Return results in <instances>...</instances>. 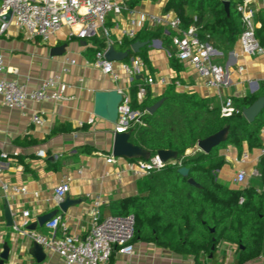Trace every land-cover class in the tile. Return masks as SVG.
Here are the masks:
<instances>
[{
    "label": "crops",
    "instance_id": "1",
    "mask_svg": "<svg viewBox=\"0 0 264 264\" xmlns=\"http://www.w3.org/2000/svg\"><path fill=\"white\" fill-rule=\"evenodd\" d=\"M125 1L133 8L134 13H124L108 19L107 24L113 37L117 38L122 35L123 30L129 29L131 19H136L139 23L138 34H152L157 29L164 31L162 35H154L152 42L146 47L145 54L149 63L145 62L139 52L131 56L141 57L146 64V75L155 77V83L150 86L152 97L162 96L176 76L180 77L179 84L176 85L178 91L196 92L218 105L228 95L237 98L254 95L264 83V55L250 56L243 53L239 38L229 48H225L226 44L222 42L215 44L219 52L216 60L226 69L220 89L208 87L200 73L188 63L179 60L176 65H181V69L177 70L172 65L168 54L170 51L164 44L163 39L168 35L166 28L152 25L143 16V13H176L166 9L169 0H140L135 5H130V0ZM241 1L237 0V3ZM252 7L255 10L257 30L262 27L264 29V0H253ZM99 39L103 37H70V28L64 27L47 42L40 39L28 40L15 24L9 28L8 35L0 36V53L5 57L6 67L10 70L17 69V72H8L6 76L17 79L28 89L38 87L44 79L55 74L60 75L69 85L68 98L65 100L38 103L29 101L27 109L23 111L0 105V162L3 169L0 173V254L4 245L7 244L10 248L9 259L4 264H63L59 255L49 248H44L47 256L41 263L30 254L33 241L14 228L15 224L22 225L23 211H30L28 225L40 215L56 211V215L67 224L70 234L84 237L90 228L94 198L100 197L106 201L101 211L104 216H108L115 215L116 209L112 205L118 200L138 194L137 181L142 177H137L127 165L132 160L116 157V162H107L108 157L113 155L115 124L95 115L94 107L96 91L115 88L129 98L132 105V88L136 86L138 89L140 82L135 81L142 78H137L130 84L118 63V81L96 68L93 62ZM63 44H66L65 53L52 56L51 49ZM115 48L128 51L120 49L118 45ZM69 59H74L75 63H70ZM36 111L45 118L43 125L32 122V115ZM261 136L264 146V134L261 133ZM40 149H45L46 157L38 155ZM246 150L250 149L244 144L243 151ZM200 151L194 146L187 149L186 156ZM2 152H7L10 157L1 158ZM220 152L226 156L225 165L231 163L236 167L240 166V155L234 144L227 145ZM250 152L252 158L248 167L257 165L258 148ZM14 153L18 155L15 156ZM221 169L216 171L217 178L225 184L228 181L230 188H237L234 181L227 178L230 173L219 178ZM68 175L72 178L68 195L77 203L63 211L58 206L54 191ZM230 175L235 178L236 174L233 171ZM4 184L26 187L27 194L17 193L11 188L5 190ZM7 207H10L13 215V226H9L5 218ZM50 234L47 229L45 235ZM57 234L62 235L63 230L59 228ZM221 245L223 244L217 246L214 261L212 255L201 254V264H234L235 246L224 257L218 255ZM134 246L132 255L115 252L111 264H198L192 255L176 252L151 241L137 239ZM244 264H264V255Z\"/></svg>",
    "mask_w": 264,
    "mask_h": 264
},
{
    "label": "trees",
    "instance_id": "2",
    "mask_svg": "<svg viewBox=\"0 0 264 264\" xmlns=\"http://www.w3.org/2000/svg\"><path fill=\"white\" fill-rule=\"evenodd\" d=\"M139 1L130 0L129 3L135 5ZM230 1V15L225 12L222 0H169L166 9L174 10L183 19L185 27L191 23L197 24L202 37L210 40L214 46L222 42L226 44L225 48H229L236 43L243 29L237 0ZM157 34L162 35L164 31L157 29L152 34L139 33L134 39L124 38L118 46L129 51L126 59H130L136 54L131 50L135 41L151 43ZM257 37L264 45L263 27L257 30ZM163 40L172 54V65L180 70L181 65H176L179 59L175 56L171 38L166 35ZM98 42V50L105 47L104 39ZM146 47L139 53L149 63ZM179 81V76L174 77L160 97H152L149 86L142 102L138 101L137 88L133 86L132 107L144 114L143 124L136 123L129 129L130 141L148 149L152 156L159 150H175L178 159L140 178L137 181L138 194L118 200L112 208L116 209L115 215L135 216L133 242L137 239L151 241L192 255L201 264V254L212 255L214 261L217 246L225 241L238 246L239 254L234 264H244L264 255V158L259 165L263 175L258 182L262 187L260 192L254 186L230 188L217 178L216 171L227 163L226 156L220 152L227 145L234 144L239 155L243 152L244 144L250 150L263 146L261 130L264 127V109L254 122L247 121L243 109L264 96V83L254 95L233 97L240 112L223 117L220 105L213 104L196 92L178 91L176 85ZM135 82L144 81L139 79ZM160 99L163 102L159 108L149 113L147 108ZM226 126H229V133L225 142L208 154L200 151L186 156L187 149ZM182 166L189 169V177H193L201 187L188 183L189 177L179 173ZM242 197L245 199L243 204L239 202Z\"/></svg>",
    "mask_w": 264,
    "mask_h": 264
},
{
    "label": "built area",
    "instance_id": "3",
    "mask_svg": "<svg viewBox=\"0 0 264 264\" xmlns=\"http://www.w3.org/2000/svg\"><path fill=\"white\" fill-rule=\"evenodd\" d=\"M253 0H242L237 5L241 14L243 29L239 36V43L243 53L256 56L264 55V45L257 37V27L254 22L255 10L252 7ZM12 16L6 20V16ZM124 13L133 14V8L129 7L125 0H0V36L8 35V30L15 24L20 31H23L28 40L40 39L47 42L51 37L64 27L70 28V37L88 39L101 36L106 42L105 47L96 51L93 65L100 69L103 74L118 81L120 73L116 68L119 64L120 70L128 77L132 84L136 77L143 76V83L138 85L137 99L142 102L148 93V87L155 83V77L146 75V64L139 56L131 57L129 60L113 61L106 57V51L110 46L122 44L124 38L134 39L138 35L139 23L131 19L130 28L122 31V35L115 38L112 36L108 26L110 15L119 16ZM152 25L163 26L171 38L175 48V56L183 63L190 64L204 78L208 87L220 89L224 83L226 69L216 62L219 52L214 44L204 39L197 24L191 23L184 26L183 19L172 12L162 14L143 13ZM74 27H77L74 29ZM209 37V35H207ZM171 57L172 54L168 52ZM75 63L74 59H69ZM242 70V68H240ZM8 72H17V69L10 70L6 67L5 57L0 53V105L12 109L25 110L28 102L58 101L68 98L67 90L69 85L64 82L60 75H51L44 79L41 84L32 89L19 82L15 78L6 76ZM179 84V82H177ZM221 115L231 117L240 112L234 103L232 95L225 96L220 103ZM144 112L134 110L129 98L123 94V100L119 106V117L115 124L114 134L126 132L132 125L143 124ZM32 122L43 125L45 118L39 112H34ZM264 134V127L261 130ZM15 156L18 153H14ZM38 155L46 157L45 149H40ZM7 152L1 153V158L8 159ZM252 153L250 150L243 151L239 156L240 166L236 169L234 183L243 187L254 186L261 191V185L253 181H261L263 175L260 170L261 159L264 158V146L258 148L257 165L248 167ZM114 155L108 157V163L116 162ZM165 162L155 154L148 161L134 159L127 165L137 177H144L154 170L161 169ZM0 162V173L2 172ZM71 176H66L54 191L55 199L60 202L70 191ZM5 190H11L27 194V188L21 186L3 185ZM245 202L242 197L239 201ZM106 201L100 197L93 199V207L90 216V228L86 236L70 234L68 227L62 218L55 215L44 224L51 234L49 236L39 233L37 230L27 229L30 211H23L24 221L22 225L15 224L14 228L21 234L29 237L44 248L54 250L62 260L63 264H111L115 252L122 255H132L135 250L134 236L136 219L133 214L108 215L102 214V206ZM63 230L62 235L57 230Z\"/></svg>",
    "mask_w": 264,
    "mask_h": 264
},
{
    "label": "water",
    "instance_id": "4",
    "mask_svg": "<svg viewBox=\"0 0 264 264\" xmlns=\"http://www.w3.org/2000/svg\"><path fill=\"white\" fill-rule=\"evenodd\" d=\"M225 12L227 15L231 13V1L230 0H222ZM12 14L9 13L5 18L9 20ZM149 41H135L132 44V50L135 53H138L141 48L148 45ZM66 51V44L53 47L51 49V55H63ZM106 57L109 60L113 61H122L128 57L129 51H119L113 45L108 48L106 51ZM143 78V76H138L136 78ZM123 100V93L115 88L110 90H98L95 93V107H94V114L98 117H101L112 124H116L119 117V106ZM163 99L157 101L154 105L147 108L149 113L155 112L159 106L162 104ZM264 109V96L259 97L256 101H254L249 107H245L243 109V115L249 122H254L257 116L261 113ZM229 133V126L224 127L222 130L218 131L210 135L207 138L201 139L197 143V147L204 153H210L214 148L218 147L221 143L227 140ZM131 131H126L122 133H115L114 134V144H113V155L115 157H124L127 159H143L148 161L152 154L151 152L140 146L132 143L130 141ZM160 159L165 162L177 161L178 159V152L175 150H159L156 153ZM179 173L184 177H189V169L185 166L179 168ZM188 183L201 187L200 183H198L193 177L188 178ZM77 203L76 200L71 199L70 195H66L65 198L58 203V206L61 210L66 211L69 206ZM57 214L56 211H52L43 215H40L38 219L29 224L27 229L29 230H38V228L43 227L44 224L51 220ZM5 218L7 220V224L9 226L14 225V219L10 207H7L5 210ZM211 231L213 232L214 229L212 228ZM215 246H213L214 249ZM30 254L36 259L37 262L41 263L45 260L47 254L44 250V247L37 242H33V246L29 250ZM10 248L6 244L4 245L3 251L0 254V264H4L5 261L9 259Z\"/></svg>",
    "mask_w": 264,
    "mask_h": 264
},
{
    "label": "rangeland",
    "instance_id": "5",
    "mask_svg": "<svg viewBox=\"0 0 264 264\" xmlns=\"http://www.w3.org/2000/svg\"><path fill=\"white\" fill-rule=\"evenodd\" d=\"M111 16H113V15H110L109 17H108V19L111 17ZM126 60H129V59H126ZM216 62L217 63H219L218 62V60H216ZM171 162H173V160L171 161ZM237 166V165H236ZM235 165H233V164H231V163H228L227 165H224L223 166V168L221 169V171H220V173H218V176H219V178H220V176H225V175H227L228 173H232L233 171H234V173L236 174V168H238V167H236ZM228 175L229 177H227L230 181H234V178H232V176L231 175ZM221 180V179H220ZM228 185H230V183L227 181L226 182ZM253 183H255V184H258V182L257 181H253ZM237 185V184H236ZM238 187H242V186H240V185H237ZM236 186V187H237ZM237 187V188H238ZM38 231L40 232V233H42V234H46L47 233V229L46 228H44V227H40L39 229H38ZM223 245H221V247H220V250H219V252H218V255H220V256H224V257H226V256H228L227 255V252H229L230 250H231V248H232V246H233V244L232 243H229V242H225V241H223V242H221ZM233 251H235V253H234V255H236V257L238 256V254H239V249H238V246H236L235 245V248L233 249ZM236 259V258H235ZM234 259V260H235Z\"/></svg>",
    "mask_w": 264,
    "mask_h": 264
}]
</instances>
